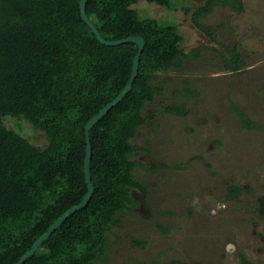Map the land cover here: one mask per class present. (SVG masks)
Masks as SVG:
<instances>
[{
  "label": "trees",
  "instance_id": "1",
  "mask_svg": "<svg viewBox=\"0 0 264 264\" xmlns=\"http://www.w3.org/2000/svg\"><path fill=\"white\" fill-rule=\"evenodd\" d=\"M140 0H87L85 13L106 39L141 35L145 42L130 89L91 126L89 174L93 192L21 264H97L105 262L108 232L143 198L147 187L134 174L140 163L132 139L158 108H146L161 94L160 71L180 67L199 47L186 52L173 21L142 16ZM174 7L173 0H144ZM80 0H0V264H14L53 222L87 192L84 177V126L127 84L137 45L101 43L81 18ZM215 3L242 9L241 0H205L191 13L193 23L216 41L212 26L200 22ZM225 66L237 71L242 59L236 44L223 45ZM176 89L197 92L185 80ZM245 126L257 125L234 105ZM165 111L185 115L175 100ZM25 120L46 138L32 143L5 118ZM241 186L228 184L234 197ZM264 216V193L256 198ZM139 243V241H136ZM244 264H251L243 258ZM149 264H184L178 258Z\"/></svg>",
  "mask_w": 264,
  "mask_h": 264
},
{
  "label": "rangeland",
  "instance_id": "2",
  "mask_svg": "<svg viewBox=\"0 0 264 264\" xmlns=\"http://www.w3.org/2000/svg\"><path fill=\"white\" fill-rule=\"evenodd\" d=\"M205 0H173L174 7L140 0L142 16L173 21L186 52L199 47L180 67L160 71L161 94L146 108H158L138 128L131 157L140 163L134 174L147 187L143 198L122 216L121 226L108 232L105 262L149 264L178 258L184 264H264V216L256 198L264 193V0H241L242 9L215 3L200 17L212 26V41L193 23L191 13ZM236 44L242 64L229 70L223 45ZM195 95L176 89L186 82ZM184 103L176 115L163 106ZM257 125L245 126L234 108ZM32 143L43 146L45 135L25 120L5 118ZM228 184L241 186L234 197ZM139 241V243H136Z\"/></svg>",
  "mask_w": 264,
  "mask_h": 264
},
{
  "label": "water",
  "instance_id": "3",
  "mask_svg": "<svg viewBox=\"0 0 264 264\" xmlns=\"http://www.w3.org/2000/svg\"><path fill=\"white\" fill-rule=\"evenodd\" d=\"M87 0H80L79 2V9H80V15L81 18L86 22V24L90 27L91 31L94 33L96 38L104 44L112 45L117 44L125 41H131L134 42L137 45V51L132 59V71L130 78L125 85V87L122 89V91L111 101H109L107 104H105L90 120L87 121V123L84 126V134H85V159H84V177L85 182L87 186V192L82 198V200L78 203L73 205L72 207L66 209L54 222L53 224L39 237L36 239V241L31 245V247L22 254L18 260L14 264H21L27 257L31 256L32 253L40 246L43 240H45L50 233H52L55 228L74 210H77L81 207H83L89 200L93 188L91 184L90 174H89V160L91 156V146H90V140H89V129L91 126L106 112L107 109H109L113 104H115L131 87V84L136 76L137 73V67L139 62V56L142 51L143 45H144V38L141 35H128L121 38L116 39H106L103 38L93 22L87 17L85 13V4Z\"/></svg>",
  "mask_w": 264,
  "mask_h": 264
},
{
  "label": "flooded vegetation",
  "instance_id": "4",
  "mask_svg": "<svg viewBox=\"0 0 264 264\" xmlns=\"http://www.w3.org/2000/svg\"><path fill=\"white\" fill-rule=\"evenodd\" d=\"M260 216H262V217H263V215H260ZM261 236H262V240H263L264 236H263V235H261Z\"/></svg>",
  "mask_w": 264,
  "mask_h": 264
}]
</instances>
